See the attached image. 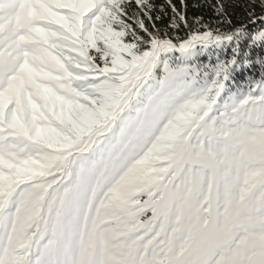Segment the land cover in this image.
Segmentation results:
<instances>
[{
  "label": "snow or ice",
  "instance_id": "1",
  "mask_svg": "<svg viewBox=\"0 0 264 264\" xmlns=\"http://www.w3.org/2000/svg\"><path fill=\"white\" fill-rule=\"evenodd\" d=\"M166 3L0 0V264H264V0Z\"/></svg>",
  "mask_w": 264,
  "mask_h": 264
},
{
  "label": "trees",
  "instance_id": "2",
  "mask_svg": "<svg viewBox=\"0 0 264 264\" xmlns=\"http://www.w3.org/2000/svg\"><path fill=\"white\" fill-rule=\"evenodd\" d=\"M172 4L176 6L178 11H182L186 13V18L189 25L193 24V21L196 17L203 16L204 20L211 21L213 25H215V20L213 19V14L210 8L207 6H198L204 4V0H184L186 5V9L181 8L180 0H171ZM152 3L155 5V11L150 13L152 16V21L155 22L156 28L160 29L162 32H168L174 40H179L184 38L187 35L188 29L181 28L179 31L170 30L168 28L169 20L172 17V9L166 3V0H152ZM162 9V10H161ZM229 13L232 14V18L234 23L239 24L241 21L245 19V16L241 9L229 7ZM259 12V9L257 10ZM157 16H161L162 19L156 20ZM145 24L148 27V30L153 31L152 23L145 19ZM261 24L257 22L256 24H249L248 29L249 32H254L256 29L260 28ZM224 54L227 55V50L224 51ZM203 60L204 57H201ZM261 73V69L258 66L253 69L252 75H248L247 79H245L244 75L237 77V82L246 85L247 80L252 79L253 76L259 78Z\"/></svg>",
  "mask_w": 264,
  "mask_h": 264
},
{
  "label": "rangeland",
  "instance_id": "3",
  "mask_svg": "<svg viewBox=\"0 0 264 264\" xmlns=\"http://www.w3.org/2000/svg\"><path fill=\"white\" fill-rule=\"evenodd\" d=\"M149 31H150V30H149ZM150 32H152V31H150ZM154 34H155V33H154ZM236 85L239 86V85H243V84H241V83H239V82L236 81Z\"/></svg>",
  "mask_w": 264,
  "mask_h": 264
}]
</instances>
